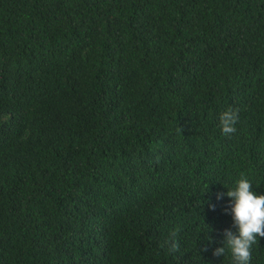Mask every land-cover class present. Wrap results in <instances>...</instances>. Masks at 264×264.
Masks as SVG:
<instances>
[{
	"label": "trees",
	"instance_id": "16d2710c",
	"mask_svg": "<svg viewBox=\"0 0 264 264\" xmlns=\"http://www.w3.org/2000/svg\"><path fill=\"white\" fill-rule=\"evenodd\" d=\"M242 177L264 195V0H0V264H232Z\"/></svg>",
	"mask_w": 264,
	"mask_h": 264
},
{
	"label": "clouds",
	"instance_id": "9594fccd",
	"mask_svg": "<svg viewBox=\"0 0 264 264\" xmlns=\"http://www.w3.org/2000/svg\"><path fill=\"white\" fill-rule=\"evenodd\" d=\"M238 119V110L231 108L220 114L219 125L225 136L235 133L234 125ZM252 189L251 182L242 177L236 181L233 189L217 194V199L224 195L229 198L228 209L235 232H223V246L216 248L213 255L223 256L227 251L232 264H250L252 246L257 244V237L264 238V195H257ZM211 207L214 209V205ZM175 236L176 232L173 231L171 237L174 239ZM177 248L178 244L173 242L171 249L175 251Z\"/></svg>",
	"mask_w": 264,
	"mask_h": 264
}]
</instances>
